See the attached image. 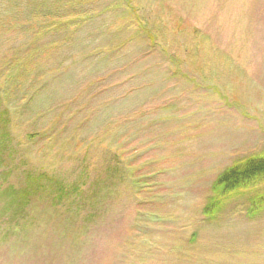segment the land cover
I'll return each mask as SVG.
<instances>
[{
  "label": "rangeland",
  "instance_id": "obj_1",
  "mask_svg": "<svg viewBox=\"0 0 264 264\" xmlns=\"http://www.w3.org/2000/svg\"><path fill=\"white\" fill-rule=\"evenodd\" d=\"M78 1L24 73L0 28V264H264L251 192L202 216L264 150V0Z\"/></svg>",
  "mask_w": 264,
  "mask_h": 264
},
{
  "label": "trees",
  "instance_id": "obj_2",
  "mask_svg": "<svg viewBox=\"0 0 264 264\" xmlns=\"http://www.w3.org/2000/svg\"><path fill=\"white\" fill-rule=\"evenodd\" d=\"M81 2L78 0H0L1 11H4L1 13L4 18L0 19V28L6 26V30L16 31L12 36L13 41L22 43L13 50V59L9 63L8 72H11V69L13 72L21 69L23 73L25 72L24 68L27 66L24 64L25 58L19 57V52L27 50L23 49L27 43L23 42L24 39H31L37 43L43 37L61 35L63 32L71 35L68 29L72 27L73 22L76 21L78 23L76 27H78L82 20L89 21V15L84 16L86 11L91 9L83 10ZM26 55L29 58L33 54ZM19 73L10 74L4 83L15 84L21 81ZM248 192L252 195L248 201L246 216L254 218L264 210V150L257 155L233 162L217 176L211 185V197L202 209V216L213 220L225 203ZM62 197H64L63 192L58 193V199ZM28 198H25L21 212L24 211ZM20 222L11 224V229L20 227Z\"/></svg>",
  "mask_w": 264,
  "mask_h": 264
}]
</instances>
